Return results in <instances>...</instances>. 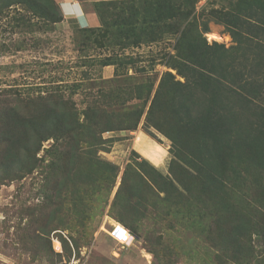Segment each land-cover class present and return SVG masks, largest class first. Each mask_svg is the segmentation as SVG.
I'll use <instances>...</instances> for the list:
<instances>
[{"label": "rangeland", "instance_id": "374dc122", "mask_svg": "<svg viewBox=\"0 0 264 264\" xmlns=\"http://www.w3.org/2000/svg\"><path fill=\"white\" fill-rule=\"evenodd\" d=\"M102 1H78L97 27L64 20L56 1L55 24L26 5L0 4V264H264V168L239 152L227 155L220 179L210 177L199 128L165 106L150 112L167 72L183 81L167 65L177 36L132 43L111 27L102 38V19L127 15L119 6L104 13ZM230 3L197 0L195 11H228ZM208 28V43L233 45L223 26ZM54 101L81 121L93 101L126 115L124 127L140 117L134 130L77 146L63 135L38 143L12 125ZM34 143L35 167L20 169L14 158L25 167ZM237 222L246 228L237 231ZM115 224L137 238L121 246L109 234Z\"/></svg>", "mask_w": 264, "mask_h": 264}, {"label": "trees", "instance_id": "16d2710c", "mask_svg": "<svg viewBox=\"0 0 264 264\" xmlns=\"http://www.w3.org/2000/svg\"><path fill=\"white\" fill-rule=\"evenodd\" d=\"M176 1L181 2L172 3ZM196 2L102 1L99 5L104 13L110 7L119 6L127 15L110 13L109 23L100 17L105 28L101 36H107L111 27L124 29L119 35L124 33V40L130 37L132 43L142 38L155 41L166 33L177 36L175 55L169 57L167 65L183 81H174V76L167 72L152 100L150 112L165 106L190 130L199 128V155L212 171L210 177L217 181L228 165L227 155L234 153L244 152L264 168L261 165L264 163V0H231L228 11L211 10L205 14L195 11ZM0 4L4 7L26 5L49 24L62 21L54 0H0ZM180 16L178 22H165ZM209 22L223 26L233 45L208 43L204 34L209 30ZM164 92H167L165 96ZM40 102L36 104L39 110L24 119L12 120V125L25 128L26 135L38 143L59 135L72 137L75 146L80 142H95L100 133L134 130L140 117L139 114L133 125L124 127L126 115L110 106H106L107 110L101 108L98 101H93L81 121L75 108L66 107L64 102H47L42 108ZM37 147L34 143L26 148L29 163L25 167L14 158L20 169L29 171L35 167ZM123 183L124 180L121 186ZM262 225L264 235V221ZM245 228L239 222L235 225L237 231Z\"/></svg>", "mask_w": 264, "mask_h": 264}, {"label": "crops", "instance_id": "0c3cea01", "mask_svg": "<svg viewBox=\"0 0 264 264\" xmlns=\"http://www.w3.org/2000/svg\"><path fill=\"white\" fill-rule=\"evenodd\" d=\"M61 12L64 15V20L67 18L76 19L80 27L88 25L89 27H97L98 19L96 15L90 12H84L82 3L76 0H55ZM106 1V0H103Z\"/></svg>", "mask_w": 264, "mask_h": 264}, {"label": "built area", "instance_id": "2783aa9c", "mask_svg": "<svg viewBox=\"0 0 264 264\" xmlns=\"http://www.w3.org/2000/svg\"><path fill=\"white\" fill-rule=\"evenodd\" d=\"M122 233H120L116 227H113L110 230V236L121 246L125 247V246H129L132 241L134 240V236L132 235V233L128 230H123L122 229Z\"/></svg>", "mask_w": 264, "mask_h": 264}, {"label": "bare ground", "instance_id": "6f19581e", "mask_svg": "<svg viewBox=\"0 0 264 264\" xmlns=\"http://www.w3.org/2000/svg\"><path fill=\"white\" fill-rule=\"evenodd\" d=\"M114 227H116L117 230H118L120 233L123 232L122 229L125 230V228H124L123 226H121V225H117V224H115ZM55 247H56V248H59V244H58V242H55ZM55 247H54V248H55Z\"/></svg>", "mask_w": 264, "mask_h": 264}]
</instances>
